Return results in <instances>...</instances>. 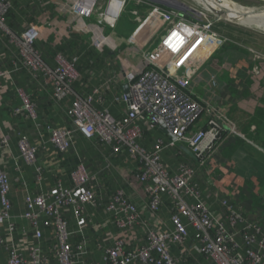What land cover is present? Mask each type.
I'll return each mask as SVG.
<instances>
[{"label":"crops","instance_id":"obj_1","mask_svg":"<svg viewBox=\"0 0 264 264\" xmlns=\"http://www.w3.org/2000/svg\"><path fill=\"white\" fill-rule=\"evenodd\" d=\"M9 1L8 29L21 35L28 26L38 28L40 37L35 47L44 62L54 67L57 53L69 61L75 58L80 77L72 85L74 93L81 98H92V107L106 112L114 120L124 118L126 107L121 97L128 92L129 79L143 70L139 47L151 40L153 28L141 34L134 43L138 46H134L128 42L138 25L134 16L130 20L120 18L111 29L106 24H98L96 13L82 20L67 14L64 10L74 0ZM142 15L145 16L146 11L143 10ZM256 21L259 25L264 23L261 19ZM94 32L102 33L108 40L102 50L93 46ZM17 53L16 44L0 31V71L7 73L0 79V169L8 174L11 221L14 223L12 234L8 232L7 223L0 227L4 240V245L0 246V264H7L10 249H15L27 264H31L32 250L40 255V264H60L55 248L59 243L56 229L42 227V237L37 240L31 223L24 217L25 200L43 196L52 202L59 184L74 187L72 176L79 166L86 169L89 180L85 187L93 192L96 202L82 208L80 218L69 208L60 209L67 222V245L74 264H107L105 251L113 246L118 236L127 251H134L147 245L148 231H156L159 227L172 230V200L164 194L158 212L149 211L148 194L136 178L138 166L125 148L114 152L110 146L88 140L75 131L68 150L59 153L55 149L49 142L48 127L74 131L65 114L71 98L59 103L53 101L45 80L34 79L18 63L14 65ZM235 53L226 48L217 50V58L210 59L209 66L205 63L198 70L190 86L191 96L210 106L224 128V138L215 153L201 165L194 156L186 154L185 150H189L186 145H179L163 151L162 163L170 176L176 175L182 166L194 171L192 181L198 195L188 196L186 202L189 205L200 202L217 219L224 221L243 250L242 231L249 230L257 242L264 236V89L261 87L264 78L251 77V64H240V54ZM225 56L227 68H223ZM263 65L258 64L260 71H264ZM213 76L217 79L215 89L209 86ZM17 90L27 91L32 96L39 114L37 124L14 114V109L22 105ZM255 93L259 98H255ZM249 102L256 104L250 106ZM136 125L142 132L138 143L144 150L154 151L159 141H166L165 130L143 121ZM19 134L26 136L36 148L37 157L31 165L20 158ZM120 191L125 202L135 206L139 214V219L129 229L117 224L118 206L108 210ZM224 202L232 205L241 216L240 223H228ZM181 223L188 234L186 242L170 248L177 264H216L201 254L198 231L185 218H181Z\"/></svg>","mask_w":264,"mask_h":264},{"label":"built area","instance_id":"obj_2","mask_svg":"<svg viewBox=\"0 0 264 264\" xmlns=\"http://www.w3.org/2000/svg\"><path fill=\"white\" fill-rule=\"evenodd\" d=\"M250 1L264 5V0ZM132 2L138 8L129 13L135 17L138 25L128 42L138 46L134 43L141 34L150 28H153V33L151 40L139 47L144 61L143 70L129 79L128 92L121 97L126 114L121 120H114L106 112L94 109L92 98H81L74 93L72 85L80 77L77 60L74 58L69 61L57 53L54 67L48 66L35 47L40 37L38 28L28 26L21 35L13 34L6 25L11 3L9 0H0V31L18 47L14 65L18 63L34 79L45 80L53 101L59 103L71 98L65 114L71 120L74 131L48 127L49 142L55 149L59 153L68 150L75 131L88 140L110 146L114 152L125 148L138 166L136 178L148 194L149 211L153 214L158 212L160 198L164 194L172 200V230L159 227L156 231H148L147 245L134 251H127L122 238L118 236L113 246L105 251L107 264H177L178 260L172 257L170 248L172 245L183 246L188 237L181 218H185L198 231L201 254L216 264H264V236L257 242L249 230L242 231L240 236L244 240V249L241 250L224 221L217 219L202 203L189 205L186 202L188 196L198 195L192 181L194 171L182 166L176 175L170 176L162 163L164 150L186 145L202 165L219 145L217 141L224 129L220 120L210 106L199 103L190 94L195 74L224 43V39L213 29L216 20L204 11L187 9L184 5L183 11H176L145 0H74L64 11L80 20L96 13L99 25L106 24L114 29ZM143 10L146 11L145 16L142 15ZM95 35L93 46L102 50L108 40L102 33ZM255 69L257 74L259 66H255ZM6 75L0 71V79ZM209 86L213 89L217 87L214 76ZM16 93L22 105L14 109V114L37 124L39 114L30 93L23 90H17ZM141 121L166 132V141H159L154 151H146L138 143L142 132L136 123ZM17 148L21 160L29 165L35 162L36 148L26 136L18 135ZM72 178L74 187L67 188L59 184L53 193L52 202L43 196L27 197L25 200L24 217L31 223L37 240L42 237V227L53 226L56 229L59 243L55 248L60 264H74L67 245V222L60 209L69 208L80 218L81 209L93 206L96 202L93 192L85 187L89 179L83 166L76 169ZM9 192L8 174L0 169V227L7 223L8 232L12 234L14 223L11 221ZM224 204L228 223H240L242 218L236 214L233 206L227 202ZM115 206L119 207L117 224L120 227L129 229L139 219L137 209L125 202L122 191L116 194L108 210H114ZM2 245L4 240L0 236ZM40 261V255L32 250L31 264H40ZM7 264L27 263L15 249H10Z\"/></svg>","mask_w":264,"mask_h":264},{"label":"rangeland","instance_id":"obj_3","mask_svg":"<svg viewBox=\"0 0 264 264\" xmlns=\"http://www.w3.org/2000/svg\"><path fill=\"white\" fill-rule=\"evenodd\" d=\"M132 1H136V0H132ZM176 1H178V3L180 4H183L187 9L196 10L198 12L204 11L210 17L215 19L216 23L213 29L218 35L222 37V39H224L223 40L224 43L222 44L220 48L224 49L228 47L229 51L233 50L234 54H236L235 52L236 50H238V48L246 50L248 52L247 54L239 55V57H241L240 58L241 60H239L240 64H243L245 66H247L248 64H251L252 70L249 75L253 77L255 80H258L260 76H261L260 78L261 80L264 78V71L258 70L259 73L257 72V74H255V72L257 71L255 69V66H257L258 64H264V29L260 28L259 26H255L253 24L240 23L243 20L237 21L236 23L229 22V21H232V19L228 16H225V14L221 12V10L224 9L223 6H226L229 10H234V11L238 10L237 7L235 6L232 7L230 4H237L242 9H248V10L254 9V10L264 11V8H263L264 5L262 3L258 4L250 0H219V1L218 0H215V1L213 0H176ZM137 8L134 2H132L131 6H129L127 10L122 14L121 19L130 20L131 15L129 11L130 10L133 11L134 9H137ZM214 14H216V16L218 17L213 16ZM222 18H225L228 21L223 20ZM261 24L264 25V23H261ZM222 25H224L225 30L224 29L219 30L216 28V26L220 28ZM240 31H242L244 34L245 33H248V34L246 35L241 34ZM213 55L214 56H211L212 57L211 60L217 58V54L214 53ZM227 56H225V59L223 62L224 63L223 68L225 67L227 68V63H228ZM211 60L206 62V67L212 63ZM239 61L238 62L236 61V62L239 63ZM232 74H234V71H232ZM261 87H263L264 89V83ZM254 96L256 99L259 98V94H256ZM255 102H249L250 106H253L254 104H256ZM243 104L246 105L247 103L246 104L243 103Z\"/></svg>","mask_w":264,"mask_h":264},{"label":"bare ground","instance_id":"obj_4","mask_svg":"<svg viewBox=\"0 0 264 264\" xmlns=\"http://www.w3.org/2000/svg\"><path fill=\"white\" fill-rule=\"evenodd\" d=\"M215 1V0H213ZM219 1V0H218ZM221 3V2H220ZM219 3V4H220ZM223 4V3H222ZM230 4V3H229ZM232 7L235 6L238 8V10L234 11L232 10V12H228L229 9L226 8V10L222 9L221 12L223 14H225V16H228L230 17L232 20H235L237 17H240L239 14H246V13H254V12H261L260 14H255V15H249V16H246V17H243V21L240 22V23H252V24H255L256 26H259L260 28H263L264 29V25L260 24L259 25V22L256 21V19H261V20H264V11H258V10H248V9H242L241 7H239L238 5H235V4H230ZM224 8V7H223ZM230 13H234V14H230ZM225 19V18H224Z\"/></svg>","mask_w":264,"mask_h":264},{"label":"water","instance_id":"obj_5","mask_svg":"<svg viewBox=\"0 0 264 264\" xmlns=\"http://www.w3.org/2000/svg\"><path fill=\"white\" fill-rule=\"evenodd\" d=\"M152 4L162 6L167 9L176 10V11H183L184 7L183 4L178 3L176 0H145ZM259 11V10H258ZM212 13V12H211ZM261 12H254V13H246V14H239L240 17H237L235 20L229 21L236 23L237 21H240L243 19V17L249 16V15H255L260 14ZM216 16V14H214ZM218 17V16H216ZM223 20L228 21L227 19L222 18ZM186 154H189L190 156H193L192 153L189 150H185Z\"/></svg>","mask_w":264,"mask_h":264},{"label":"trees","instance_id":"obj_6","mask_svg":"<svg viewBox=\"0 0 264 264\" xmlns=\"http://www.w3.org/2000/svg\"><path fill=\"white\" fill-rule=\"evenodd\" d=\"M222 27H223V28H222ZM216 28L219 29V30H223V29H224V25H222L220 28L216 26ZM224 30H225V29H224ZM240 32H241V34H244L242 31H240ZM246 34H248V33H245L244 35H246ZM234 48H236V47H234ZM226 49L229 50L228 47H226ZM231 51H233V50H231ZM236 51H238L239 54H243V55H245V54L248 53L246 50L241 49V48H238V50H236ZM224 134H225V133H224V129H223L222 133L220 134V139H219V141H217V144H219V143L223 140V138H224ZM257 202H258V201H257ZM258 203H259V202H258ZM259 204H260V203H259Z\"/></svg>","mask_w":264,"mask_h":264}]
</instances>
